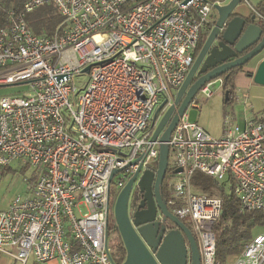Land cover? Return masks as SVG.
I'll return each instance as SVG.
<instances>
[{
  "label": "built area",
  "instance_id": "1",
  "mask_svg": "<svg viewBox=\"0 0 264 264\" xmlns=\"http://www.w3.org/2000/svg\"><path fill=\"white\" fill-rule=\"evenodd\" d=\"M216 4L24 0L7 13L0 86L26 85L28 91L0 97V171L18 161L35 170L36 180L27 196L0 211V253L20 264L30 256L37 264H115L108 247L110 193L156 170L160 136L152 137V117L163 100L172 104L169 92L183 84ZM47 5L61 18L51 37L36 35L26 21ZM212 86L199 92L210 98ZM243 122L227 115L222 136L214 139L186 110L167 143L173 175L166 206L181 222L189 218L183 223L200 264H219L214 225L222 203L194 193L193 174L229 177L240 209L264 213V116L246 114ZM233 259L264 264V233Z\"/></svg>",
  "mask_w": 264,
  "mask_h": 264
},
{
  "label": "water",
  "instance_id": "2",
  "mask_svg": "<svg viewBox=\"0 0 264 264\" xmlns=\"http://www.w3.org/2000/svg\"><path fill=\"white\" fill-rule=\"evenodd\" d=\"M244 1L229 0L225 5H214L216 15L210 31L172 104L168 106V101L163 100L154 112L151 126L157 124L152 137L160 136L156 170L143 172L138 180L137 174L130 179L112 207L114 223L126 252L122 264H200L197 243L190 228L168 211L161 194L160 187L168 169L167 143L179 117L205 84L221 79L236 68H243L264 51V21L251 12L249 16L238 13ZM253 80L264 85V58L258 62ZM224 95L227 101L228 93ZM159 115L161 118L157 122ZM115 174L116 171L111 174L109 183ZM135 183L141 201L130 215L129 199ZM158 214L162 218L157 220Z\"/></svg>",
  "mask_w": 264,
  "mask_h": 264
},
{
  "label": "trees",
  "instance_id": "3",
  "mask_svg": "<svg viewBox=\"0 0 264 264\" xmlns=\"http://www.w3.org/2000/svg\"><path fill=\"white\" fill-rule=\"evenodd\" d=\"M24 0H0V28L7 25V13L11 10L18 11L21 9ZM257 11L264 16V0L256 6ZM26 21L33 33L36 35L51 37L61 23V18L57 14L53 5L42 6L31 14L26 16ZM202 41V39H201ZM201 43L196 48L194 58L200 50ZM242 70L236 68L226 75L222 76L223 94L228 93V100L224 103H233L235 101V90L233 85V75ZM226 77V78H225ZM6 168V167H5ZM3 168V169H5ZM1 169V171L3 170ZM0 171V176H1ZM172 170L168 167L166 177L171 180ZM35 180V179H34ZM169 181L165 182L161 189L162 197L167 203L169 198ZM193 192L199 195L212 197V192H216L221 200V213L219 220L214 225V233L216 239V260L219 264H225L229 258H233L240 254L246 245L252 240L250 232L254 226H264V213L260 211H245L240 209L238 199L233 193L231 184V193L226 194L219 186V183L199 173L193 174L191 178ZM111 191L110 196L114 195ZM135 207V206H134ZM111 213L108 217V234L112 229H116L115 223L110 221ZM125 251L122 246L117 247L118 263L122 264L125 260Z\"/></svg>",
  "mask_w": 264,
  "mask_h": 264
},
{
  "label": "rangeland",
  "instance_id": "4",
  "mask_svg": "<svg viewBox=\"0 0 264 264\" xmlns=\"http://www.w3.org/2000/svg\"><path fill=\"white\" fill-rule=\"evenodd\" d=\"M205 36V35H204ZM87 80V77L83 79ZM213 86L211 87L212 95L210 98H205L200 92H198L193 100V103L187 109L188 120L193 123H197L206 133L212 138L219 139L223 133V124L225 117L231 115L235 117L237 123H241L238 119L236 120L235 112L233 114L234 106L225 104V95L223 94L222 84L215 80L212 81ZM28 91L26 85L19 86H0V97L17 95L20 96L24 92ZM170 97H174L176 94L175 90L169 92ZM197 106H193V105ZM196 107V108H195ZM167 108H165L166 110ZM161 115L158 116L157 122L160 120ZM153 166L157 167V162L153 163ZM36 180L35 170L32 167H24L19 164L18 161H13L8 167L1 171L0 176V211L6 210L11 202L16 197H25L32 189ZM169 181V180H168ZM219 186L224 190L226 194L231 193V182L229 177H225L222 181H216ZM169 183V182H168ZM136 189V183L133 186L131 195ZM212 197L219 198L216 192H212ZM117 195L111 197V203L114 205ZM113 207V206H112ZM110 221L114 222V218L111 210ZM184 223H189V218L182 220ZM116 227V226H115ZM264 233V226H254L251 229V237H256L259 234ZM122 244L118 231L112 229L108 235V247L111 250L112 259L118 263L117 258V247ZM32 256H30V259ZM233 258H229L225 264H233ZM31 261V260H30Z\"/></svg>",
  "mask_w": 264,
  "mask_h": 264
},
{
  "label": "crops",
  "instance_id": "5",
  "mask_svg": "<svg viewBox=\"0 0 264 264\" xmlns=\"http://www.w3.org/2000/svg\"><path fill=\"white\" fill-rule=\"evenodd\" d=\"M218 5H225L229 0H209ZM263 0H245L237 9V12L243 16L250 15V9L247 5L257 6ZM247 2V3H246ZM264 58V51L251 63L244 66L242 70L233 75L232 81L235 90V101L228 104L233 105V114L235 112L236 120L241 123L237 124L243 126L244 116L252 114L254 116H264V85L254 83L253 77L258 62ZM197 106V105H193ZM196 108V107H195ZM31 260V261H30ZM0 264H20L13 258L0 253ZM26 264H37L33 258H28Z\"/></svg>",
  "mask_w": 264,
  "mask_h": 264
},
{
  "label": "flooded vegetation",
  "instance_id": "6",
  "mask_svg": "<svg viewBox=\"0 0 264 264\" xmlns=\"http://www.w3.org/2000/svg\"><path fill=\"white\" fill-rule=\"evenodd\" d=\"M251 12V11H250ZM252 13V12H251ZM215 15H216V13H215V11H212L211 12V22L214 20V17H215ZM203 40L204 39H202V41L200 42L201 44L203 43ZM168 180H167V177L165 176V179L163 180V183H162V185H161V187H160V190L163 188V185L165 184V182H167ZM140 201H141V197H140V194H139V192H138V190L136 191H134V193L130 196V199H129V214L131 215L135 210H136V208L138 207V205H139V203H140ZM112 203H111V197L109 198V200H108V209H109V212H111V210H112ZM135 206V207H134ZM158 218L159 219H161L162 217H161V215L160 214H158V216H157V220H158ZM116 231H118L117 229H116ZM120 236V235H119ZM121 239V238H120ZM122 246H123V243H122ZM123 248H124V246H123ZM124 251H125V248H124ZM125 254H126V252H125ZM126 256V255H125Z\"/></svg>",
  "mask_w": 264,
  "mask_h": 264
}]
</instances>
